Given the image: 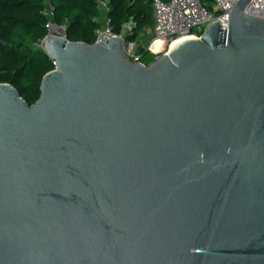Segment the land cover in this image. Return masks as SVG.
Here are the masks:
<instances>
[{
  "label": "water",
  "instance_id": "water-1",
  "mask_svg": "<svg viewBox=\"0 0 264 264\" xmlns=\"http://www.w3.org/2000/svg\"><path fill=\"white\" fill-rule=\"evenodd\" d=\"M150 63L52 23L30 105L0 83V264H264V19ZM131 45V44H130Z\"/></svg>",
  "mask_w": 264,
  "mask_h": 264
},
{
  "label": "trees",
  "instance_id": "trees-1",
  "mask_svg": "<svg viewBox=\"0 0 264 264\" xmlns=\"http://www.w3.org/2000/svg\"><path fill=\"white\" fill-rule=\"evenodd\" d=\"M152 1L0 0V83L13 85L30 105L40 98L42 79L55 68L41 48L48 33L50 18L44 12L49 4L54 8L53 23L65 27L67 39L72 42L95 43L96 30L109 18L114 33L131 44L138 41L145 27L154 25ZM202 3L213 9L214 0ZM129 22L134 27L124 33L122 26ZM135 54L146 64L156 57L142 46Z\"/></svg>",
  "mask_w": 264,
  "mask_h": 264
},
{
  "label": "built area",
  "instance_id": "built-area-1",
  "mask_svg": "<svg viewBox=\"0 0 264 264\" xmlns=\"http://www.w3.org/2000/svg\"><path fill=\"white\" fill-rule=\"evenodd\" d=\"M239 1L214 0L213 9L210 10L202 3V0H153L155 37L151 41L148 50L154 54L159 53V51H154L153 46L156 41H161L162 48H165L167 45L171 47L176 41L187 38H200L207 27L215 21L220 24L223 30L228 29L230 11H233ZM101 5L106 8L105 3L101 2ZM44 13L50 18V22L46 25L49 29L54 17L52 4L48 5ZM245 13L264 19V0H251L245 9ZM133 27V23L129 22L122 26V30L124 33H128ZM95 34V42L103 41L104 37L110 39L112 35H118L114 33L109 18L104 26L96 30ZM130 46L127 51L131 61L143 62L140 55L135 54L133 45Z\"/></svg>",
  "mask_w": 264,
  "mask_h": 264
},
{
  "label": "rangeland",
  "instance_id": "rangeland-1",
  "mask_svg": "<svg viewBox=\"0 0 264 264\" xmlns=\"http://www.w3.org/2000/svg\"><path fill=\"white\" fill-rule=\"evenodd\" d=\"M154 27L153 26H147V27H145L142 31H141V33H140V36H139V38H138V44L140 45V46H143V47H147V49H148V47H149V45H150V43H151V41L154 39ZM131 44H133V43H131ZM136 45V44H135ZM135 45H133V50H134V52H135V49L136 48H134V47H137V46H135ZM128 46L129 47H131L130 46V44H128ZM128 47V48H129ZM139 47V46H138ZM163 46H161V48L158 50L159 51V53H157V54H154L153 52H151L150 50H148V51H150L152 54H154L155 56H159V55H162L163 53H166L168 50H169V46L167 45L165 48H162ZM138 49V48H137ZM136 49V50H137ZM147 60H149V59H147Z\"/></svg>",
  "mask_w": 264,
  "mask_h": 264
},
{
  "label": "bare ground",
  "instance_id": "bare-ground-1",
  "mask_svg": "<svg viewBox=\"0 0 264 264\" xmlns=\"http://www.w3.org/2000/svg\"><path fill=\"white\" fill-rule=\"evenodd\" d=\"M184 40V39H183ZM182 41V40H180ZM180 41H176L173 43V45L171 47H174V45H176L177 43H179ZM162 46V42L161 41H156L155 44H154V51H158Z\"/></svg>",
  "mask_w": 264,
  "mask_h": 264
},
{
  "label": "crops",
  "instance_id": "crops-1",
  "mask_svg": "<svg viewBox=\"0 0 264 264\" xmlns=\"http://www.w3.org/2000/svg\"><path fill=\"white\" fill-rule=\"evenodd\" d=\"M153 27H154V25H153ZM153 30H154V29H153ZM138 43H139V42L137 41V42H134V43L132 44V45H135V44H136L135 46H137V47H134V48H136V49H137V48H139V47H140V45H139ZM138 46H139V47H138ZM142 47H143V46H142ZM136 49H135V50H136Z\"/></svg>",
  "mask_w": 264,
  "mask_h": 264
}]
</instances>
